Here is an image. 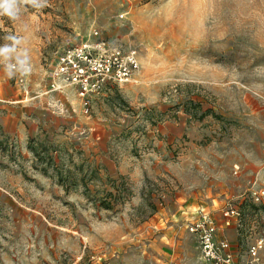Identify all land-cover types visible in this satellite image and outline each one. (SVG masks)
<instances>
[{"label": "rangeland", "instance_id": "374dc122", "mask_svg": "<svg viewBox=\"0 0 264 264\" xmlns=\"http://www.w3.org/2000/svg\"><path fill=\"white\" fill-rule=\"evenodd\" d=\"M20 9L0 16V62L30 68L21 87L0 67V264H211L186 229L200 210L237 262L262 240L264 264V0ZM94 31L138 70L84 107L51 72Z\"/></svg>", "mask_w": 264, "mask_h": 264}, {"label": "built area", "instance_id": "2783aa9c", "mask_svg": "<svg viewBox=\"0 0 264 264\" xmlns=\"http://www.w3.org/2000/svg\"><path fill=\"white\" fill-rule=\"evenodd\" d=\"M0 67L15 74L19 86L25 85L29 71L24 67L2 61ZM28 68V67H27ZM138 70L137 53L134 49H124L122 45L111 43L94 31L86 43L78 44L57 55L52 81L71 86L84 107L89 106V98L103 91L110 84H125ZM54 83L51 88H54ZM255 205L264 204V189L251 193ZM238 217L236 211H225L224 217ZM186 229L198 243L200 253L205 261L211 264H257L262 240L256 241L248 248L249 259L237 262L228 243L216 241L215 227L207 214L200 210L199 219L187 225ZM76 264V263H73Z\"/></svg>", "mask_w": 264, "mask_h": 264}, {"label": "clouds", "instance_id": "9594fccd", "mask_svg": "<svg viewBox=\"0 0 264 264\" xmlns=\"http://www.w3.org/2000/svg\"><path fill=\"white\" fill-rule=\"evenodd\" d=\"M49 0H0V16H6L10 20H15L20 14V5H31L32 7L43 8L48 6ZM15 43V41H14ZM15 51L13 46H0V57ZM18 64L24 67L25 60H19ZM25 72L30 71V68L24 67ZM6 74H8L6 70ZM9 78H11L9 74Z\"/></svg>", "mask_w": 264, "mask_h": 264}, {"label": "trees", "instance_id": "16d2710c", "mask_svg": "<svg viewBox=\"0 0 264 264\" xmlns=\"http://www.w3.org/2000/svg\"><path fill=\"white\" fill-rule=\"evenodd\" d=\"M108 196V195H107ZM109 197H110V194H109ZM113 203L114 202H111V201H109V200H102V201H100V206L101 207H103L104 209H106V210H110V209H112L113 208Z\"/></svg>", "mask_w": 264, "mask_h": 264}, {"label": "bare ground", "instance_id": "6f19581e", "mask_svg": "<svg viewBox=\"0 0 264 264\" xmlns=\"http://www.w3.org/2000/svg\"><path fill=\"white\" fill-rule=\"evenodd\" d=\"M56 84H58V86H59V82H55Z\"/></svg>", "mask_w": 264, "mask_h": 264}]
</instances>
